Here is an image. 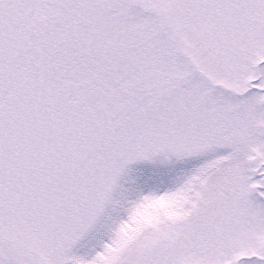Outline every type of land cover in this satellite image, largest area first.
<instances>
[{
    "label": "snow or ice",
    "instance_id": "obj_1",
    "mask_svg": "<svg viewBox=\"0 0 264 264\" xmlns=\"http://www.w3.org/2000/svg\"><path fill=\"white\" fill-rule=\"evenodd\" d=\"M0 264H264V0H0Z\"/></svg>",
    "mask_w": 264,
    "mask_h": 264
}]
</instances>
